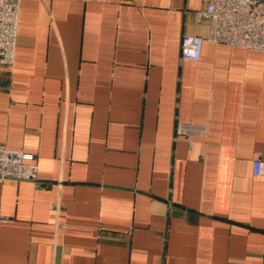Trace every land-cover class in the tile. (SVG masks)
<instances>
[{
  "label": "crops",
  "instance_id": "1",
  "mask_svg": "<svg viewBox=\"0 0 264 264\" xmlns=\"http://www.w3.org/2000/svg\"><path fill=\"white\" fill-rule=\"evenodd\" d=\"M206 2L19 1L0 144L41 185L0 180V264H264V54Z\"/></svg>",
  "mask_w": 264,
  "mask_h": 264
},
{
  "label": "built area",
  "instance_id": "2",
  "mask_svg": "<svg viewBox=\"0 0 264 264\" xmlns=\"http://www.w3.org/2000/svg\"><path fill=\"white\" fill-rule=\"evenodd\" d=\"M19 1L0 0L1 67L12 66L14 62ZM199 14L209 22L206 39L264 54V0H207ZM204 40L199 35L183 36L180 57L199 59ZM192 131V126L183 123L176 127L175 132L177 136H181ZM253 174L264 176V160L258 158L253 161ZM7 178L29 180L41 185L35 154L25 150H13L0 144V180Z\"/></svg>",
  "mask_w": 264,
  "mask_h": 264
}]
</instances>
